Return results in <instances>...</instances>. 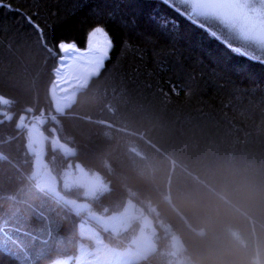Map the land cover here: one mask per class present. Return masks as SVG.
Returning <instances> with one entry per match:
<instances>
[{
  "label": "trees",
  "instance_id": "trees-1",
  "mask_svg": "<svg viewBox=\"0 0 264 264\" xmlns=\"http://www.w3.org/2000/svg\"><path fill=\"white\" fill-rule=\"evenodd\" d=\"M97 26L111 37L109 58L56 111L58 45L83 48ZM22 115L47 117L44 158L68 197L100 214L129 200L145 209L156 248L130 264H264V63L162 0H0V231L32 264H49L91 244L79 231L86 213L38 186ZM54 136L73 154L53 147ZM77 165L108 190L88 197L65 187ZM92 224L119 247L140 228ZM0 264L24 263L0 252Z\"/></svg>",
  "mask_w": 264,
  "mask_h": 264
},
{
  "label": "rangeland",
  "instance_id": "rangeland-1",
  "mask_svg": "<svg viewBox=\"0 0 264 264\" xmlns=\"http://www.w3.org/2000/svg\"><path fill=\"white\" fill-rule=\"evenodd\" d=\"M87 43L83 48L74 44L79 50L83 51L86 49ZM62 57L63 54L58 59L55 78L50 88L54 109L59 112H63L75 100L77 92L86 86L93 75L98 73L90 74L76 64L71 69H67L66 66L61 64ZM6 116L10 117L11 114H6ZM46 120L47 117L44 115L35 117L22 115L18 122L19 126L27 131L28 148L35 156L33 176L39 187L53 192L65 200L75 211L86 213V217L79 223V231L81 236L91 241V244L80 243L77 255L59 258L49 264H130L153 252L156 248L155 233L157 229L142 206L129 200L119 212L100 214L90 210V203L87 200L81 201L68 197L63 191L59 190L56 175L44 158L47 136L44 133L43 125ZM51 143L53 147H60L66 154H73L74 152L72 148L60 142L56 136L51 138ZM64 186L67 188L82 187L88 197H95L109 188L108 183L99 173L81 165L70 166L65 171ZM93 221L115 233L130 227L135 221L140 223V228L129 245L119 247L106 242L100 230L92 224ZM0 239H3L5 244L18 257L20 256L24 264H32L31 260L27 259L30 255L28 248L24 245H20L18 248L14 247L5 237H0Z\"/></svg>",
  "mask_w": 264,
  "mask_h": 264
},
{
  "label": "snow or ice",
  "instance_id": "snow-or-ice-1",
  "mask_svg": "<svg viewBox=\"0 0 264 264\" xmlns=\"http://www.w3.org/2000/svg\"><path fill=\"white\" fill-rule=\"evenodd\" d=\"M162 2L205 28L234 53L264 63V0H162ZM156 22L162 30L169 33L175 31L176 25L170 19L159 18ZM233 41L238 42V45L233 46ZM58 47L63 54L61 64L67 69L76 64L90 74H95L103 68L105 60L109 58L113 43L105 28L97 26L90 32L85 50H79L74 43L61 42ZM3 235L4 233L0 231V237ZM8 240L11 243V237H8ZM0 252L16 256L3 239H0Z\"/></svg>",
  "mask_w": 264,
  "mask_h": 264
},
{
  "label": "water",
  "instance_id": "water-1",
  "mask_svg": "<svg viewBox=\"0 0 264 264\" xmlns=\"http://www.w3.org/2000/svg\"><path fill=\"white\" fill-rule=\"evenodd\" d=\"M189 20V19H188ZM192 22V21H191ZM195 24V23H194ZM197 25V24H196ZM203 28V27H202ZM205 29V28H204ZM219 40V39H218ZM219 41H221V40H219ZM223 43V42H222ZM225 44V43H224ZM233 46H237V45H235V44H233ZM230 48V47H229ZM258 62V61H257Z\"/></svg>",
  "mask_w": 264,
  "mask_h": 264
}]
</instances>
